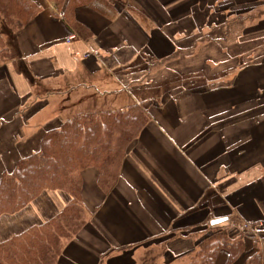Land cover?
Returning a JSON list of instances; mask_svg holds the SVG:
<instances>
[{"label": "crops", "instance_id": "crops-1", "mask_svg": "<svg viewBox=\"0 0 264 264\" xmlns=\"http://www.w3.org/2000/svg\"><path fill=\"white\" fill-rule=\"evenodd\" d=\"M33 1L39 14L2 35L0 175L79 114L137 104L148 116L109 194L83 171L88 220L58 264H182L214 228L244 236L235 264L256 252L264 264V0H107L75 9L80 35ZM68 201L46 190L0 216V243Z\"/></svg>", "mask_w": 264, "mask_h": 264}, {"label": "trees", "instance_id": "trees-1", "mask_svg": "<svg viewBox=\"0 0 264 264\" xmlns=\"http://www.w3.org/2000/svg\"><path fill=\"white\" fill-rule=\"evenodd\" d=\"M45 1L55 5L62 20L78 35L86 29L75 20L76 8L88 6L102 11L109 6L107 0ZM39 12L33 0H0V65L10 59L3 28L17 32ZM147 123L146 111L137 104L121 110L79 114L47 131L37 152L4 170L0 175V216L18 213L46 190L64 192L69 201L57 216L1 242L0 264H58L65 247L88 220L82 198L83 171L94 169L99 189L109 194L117 183L123 160ZM244 247V236L233 239L226 229L214 228L195 250L180 259L182 264H215L219 252L225 251V264H235ZM143 264H155V259L145 257ZM244 264H262L261 254H252Z\"/></svg>", "mask_w": 264, "mask_h": 264}, {"label": "rangeland", "instance_id": "rangeland-1", "mask_svg": "<svg viewBox=\"0 0 264 264\" xmlns=\"http://www.w3.org/2000/svg\"><path fill=\"white\" fill-rule=\"evenodd\" d=\"M5 32H9L10 33V31L6 27L3 28L2 34L4 35ZM196 77L197 78H199V77L202 78V76L201 75H198V74L196 75ZM217 80H218V78L216 77V75H213V77L211 78V80H205V81H203L201 79L199 85H202L203 87L209 88V87H211V84H216L215 82H218ZM249 227H252V226H248L247 228H249Z\"/></svg>", "mask_w": 264, "mask_h": 264}, {"label": "water", "instance_id": "water-1", "mask_svg": "<svg viewBox=\"0 0 264 264\" xmlns=\"http://www.w3.org/2000/svg\"><path fill=\"white\" fill-rule=\"evenodd\" d=\"M226 219H218V220H214L212 221V225H217V224H220V223H223Z\"/></svg>", "mask_w": 264, "mask_h": 264}]
</instances>
